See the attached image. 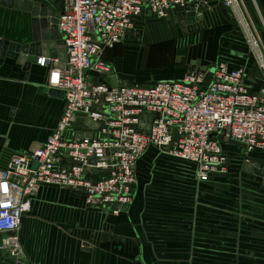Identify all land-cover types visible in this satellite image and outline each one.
<instances>
[{"label":"crops","instance_id":"1","mask_svg":"<svg viewBox=\"0 0 264 264\" xmlns=\"http://www.w3.org/2000/svg\"><path fill=\"white\" fill-rule=\"evenodd\" d=\"M206 2L208 8L199 15L206 28L188 32L189 42H182L188 48V62L194 47L202 64L226 61L231 66L245 67L251 85L259 88L264 71L249 51L241 24L238 22L242 31L232 24L229 14L227 17L229 9L221 0ZM245 2L264 23V0ZM31 18L28 10L0 3V37L31 42ZM149 18L154 19L150 12L136 20L135 28ZM171 19L177 20L176 15ZM179 34L184 36L180 26L177 31L171 25L165 29L159 25L146 28L141 39L131 35L106 49L104 57L111 67L106 81L118 85L184 77L192 68L175 67V72L145 78L139 74L145 61V44L153 38H179ZM45 56L26 55L28 68L10 57L0 62V169L7 166L13 153L30 151L44 143L63 114L64 95L49 90L51 66L40 64ZM232 144L231 149V145L224 144L231 155L229 172L237 161L240 173L251 176L247 179L251 186L246 185L247 191L253 190L247 192L253 196L251 200H239L232 183L223 198V182L218 180L199 181L197 195L176 177L172 182L163 180L160 172L164 166L191 164L196 177L197 164L150 145L137 163L133 200L118 214L88 206L80 192L41 185L31 211L21 222L24 259L19 261L10 250L0 249V264H264L263 179L243 171L246 151ZM248 157L264 160L261 152H252ZM84 242L91 246L84 247Z\"/></svg>","mask_w":264,"mask_h":264},{"label":"built area","instance_id":"2","mask_svg":"<svg viewBox=\"0 0 264 264\" xmlns=\"http://www.w3.org/2000/svg\"><path fill=\"white\" fill-rule=\"evenodd\" d=\"M43 1L56 7L54 0ZM201 1L64 0L57 26L67 61L60 66L58 58L40 60L51 66L49 86L65 91L64 111L44 143L13 153L0 169L1 250L24 259L22 218L43 184L80 192L88 206L118 214L133 200L137 163L150 145L195 162L201 181L228 172L231 155L225 143L239 144L248 161L252 152L264 154V74L254 88L245 67L230 70L228 62L219 61L213 71L192 68L182 78L149 84L112 85L105 79L111 68L105 50L124 41L126 31L135 28L134 16L150 12L167 19L190 3L201 15ZM221 1L241 24L264 71V50L246 16L245 1ZM87 118L99 127L87 125Z\"/></svg>","mask_w":264,"mask_h":264},{"label":"water","instance_id":"3","mask_svg":"<svg viewBox=\"0 0 264 264\" xmlns=\"http://www.w3.org/2000/svg\"><path fill=\"white\" fill-rule=\"evenodd\" d=\"M208 0H202L199 3V7L204 10L208 8ZM0 3L16 7L18 9L28 10L31 13V25H32V41L31 42H18L15 40H10L7 38L0 37V62L4 60L5 57H10L15 59L19 64H22L25 68H28L30 63L27 61L26 55H41L45 54L48 57L56 58L59 56V65L67 61V52L64 44V40L61 32L57 26V18L64 10V0H54L56 7L50 5L43 0H0ZM145 16L142 13L139 16H134L135 20H142ZM152 17L156 19V15L153 14ZM176 18L179 24L183 27L184 32H193L195 30H200L206 28V22L203 18H200L198 12L195 9V4H188L183 10L177 12ZM143 34L142 29L129 28L126 31L125 38L136 36L141 39ZM188 48L181 47L176 51L175 67H189L199 70H214L215 64H202L200 58L190 59L188 62ZM233 66H230V70ZM113 71V69H112ZM95 80H98V74H96ZM155 80L146 81L144 83H155ZM122 84V83H120ZM50 92H61L65 95L64 90H60L54 87H50ZM145 117V115H143ZM152 116H150V120ZM85 123L91 127L98 128L99 122H94L91 118H87ZM148 128V126H147ZM77 137H83L82 132H75ZM244 172L255 174L262 177V182L260 183V189L264 191V161H245L242 167ZM95 171V169H92ZM105 173H100V176H104Z\"/></svg>","mask_w":264,"mask_h":264},{"label":"rangeland","instance_id":"4","mask_svg":"<svg viewBox=\"0 0 264 264\" xmlns=\"http://www.w3.org/2000/svg\"><path fill=\"white\" fill-rule=\"evenodd\" d=\"M245 7H246V11H247L246 16H247L249 22H251V26H255L259 30V35H260L259 37L261 40L262 48L264 50V23H263L262 19L259 18V16L255 12L254 8L253 9H254L255 16L251 13L246 2H245ZM226 8H228V7L226 6ZM228 9L230 12L227 11V17L229 14V16L231 17L232 24L236 28H238V29L240 28L239 30L242 31L241 26L238 24V21L235 18L232 10L230 8H228ZM167 24L169 26L171 25V28H174L177 31H178V26H180L181 32H182V34H184L185 37L183 35L179 34L178 35L179 38H175V37H177V35L174 38H170V39H168V38L164 39L163 38V39L158 40L156 38H153L149 43L145 44V49H146L145 61L142 63L143 65L141 64L142 68H140V70H139V74L141 76H143V78L148 77L149 75H152V74L153 75L154 74L160 75V74H165V73L177 71V69L175 68V57H176V51H177L176 49H178V47H180V46L183 47L184 42L185 43L189 42V38H187V35H186L189 31L184 32V29L179 24L178 20H176V19L169 20V18H167V19L149 18V20L145 21V23H139L138 27H139V29H142L144 32L146 30V28L150 29L151 27H156L159 25L163 29H165L168 26ZM242 33H243V31H242ZM180 36H182V37H180ZM193 50H194V47H192V51H191V54L189 57L191 59L192 58L193 59L201 58L200 53L199 52L195 53ZM250 50L251 49H249V51ZM228 146H230V148H228V149L234 148L232 142H228ZM241 153H244V151H242ZM262 160H263V158H262ZM263 161H261V162H263ZM237 163H238L237 161H235L233 163V168H232L231 172H229V168H228L227 173H225V174H214L211 176V178L207 182H216V180L223 182L222 183L223 198L227 195L228 191H230L229 185H230V183H232V184H234L235 187H237V189H234L233 192L239 198V200H251V198H253V196L251 195V193H247V192L253 191V190L250 188L247 191V189H246V185L249 184L248 180H251V176L248 177L247 175L241 174L239 169L237 168V165H238ZM181 171L184 173L183 175H181V173H182ZM194 173H195L194 167L191 164H184V165L177 164V165H171L170 167H168V165L166 167L164 166L161 169L160 176L163 177V180H167L169 182H172L173 180H175L177 178L176 179L177 181L184 182V183L188 184L190 192H194L197 195V192H199V188H200L199 187L200 185L198 186V183L201 180H199L197 176L194 177ZM220 175H224V176H222L221 178H218L217 176H220ZM150 177H151V175H150ZM182 177L184 178V180H182ZM224 183H225V185H224ZM254 187H255V185H254ZM255 188H257V186ZM134 191H135V186H134ZM133 196H134V193H133Z\"/></svg>","mask_w":264,"mask_h":264}]
</instances>
